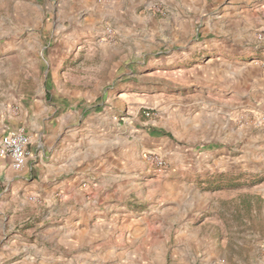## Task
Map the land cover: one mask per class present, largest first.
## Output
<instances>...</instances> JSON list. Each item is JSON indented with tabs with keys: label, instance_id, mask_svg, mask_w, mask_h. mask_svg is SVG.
Returning <instances> with one entry per match:
<instances>
[{
	"label": "rangeland",
	"instance_id": "rangeland-1",
	"mask_svg": "<svg viewBox=\"0 0 264 264\" xmlns=\"http://www.w3.org/2000/svg\"><path fill=\"white\" fill-rule=\"evenodd\" d=\"M127 1L111 13L91 6L83 44L63 45L48 27L76 22L82 14L57 16L58 0H0L1 17L16 23L28 9L43 32L28 46L24 33L0 22V137L8 129L27 132L25 126L37 133L59 124L60 132L67 110L75 114L74 134L86 129L88 135H114L119 132L86 123L113 101L123 137L134 131L132 124L159 140H175L168 149L143 150L145 164L124 201L140 225H154V251L142 248L140 263L149 256L148 264H264V128L255 123L264 115V91L242 75L247 66L264 74V0H138L131 8ZM220 40L238 54L230 74L212 77L222 62L210 46ZM195 77L202 84H191ZM232 96L235 112L223 109V98ZM223 121L233 126L227 135L235 139L234 165L247 169L208 174L210 166L207 174L185 175L175 152L189 144L178 138L224 133L214 127ZM192 122L207 124L186 126ZM149 152L164 156L168 169L151 164ZM212 161L194 163L206 168ZM0 178L3 201L13 186ZM145 243L139 237L135 245Z\"/></svg>",
	"mask_w": 264,
	"mask_h": 264
},
{
	"label": "crops",
	"instance_id": "crops-1",
	"mask_svg": "<svg viewBox=\"0 0 264 264\" xmlns=\"http://www.w3.org/2000/svg\"><path fill=\"white\" fill-rule=\"evenodd\" d=\"M58 1L57 16L71 11L75 19L82 14L76 22L48 27L52 34L56 33L54 40L63 45L83 44L88 15L92 14L91 6L102 7L111 13L122 10L126 3V0H112L100 5L96 0ZM136 2L138 0H128L127 4L131 8ZM22 15L16 23L9 16H0V22L6 28L20 30L19 34L24 33L25 45L30 46V37L41 36L43 32L41 26L32 20L28 9L24 8ZM210 49L217 52L216 58L222 62L214 67L211 76L220 77L224 72L230 74L232 60L238 53L221 40L213 42ZM249 68L247 66L242 75L248 82L259 83L264 91V74L259 67ZM197 83L202 84V80L195 77L191 84ZM231 98H223V109L228 107L235 112L232 110L237 106L236 97ZM117 116L118 110L112 101L97 116L86 120L88 125L119 132L108 136L88 135L86 129H82L81 134H74L72 121L75 114L72 110L60 116V132L57 131L59 124L55 129L37 133L25 126L31 137L26 166L16 172L8 161L0 158L2 183L13 186L10 189L12 196L0 200V264H141L139 260L145 258L141 249L148 254L154 251V225H140V219L124 207V201L132 194V186L137 180L133 177H137L140 164H145L141 160L143 150L165 149L175 140H159L153 131H144L132 124L129 129L134 131L127 138L123 137L124 125ZM206 124L192 122L186 126L196 129ZM231 124L229 121L215 123V130L224 133L211 136L189 134L178 138L189 144L188 149L175 152L177 160L184 164L181 167L185 175L207 174L210 166L214 169L208 174H231L247 169L245 165H234L235 139L227 135V131L233 129ZM64 125V128H70L69 131H64ZM201 159L203 162L213 161L212 164L206 163V168H200L194 162ZM201 184L205 185L204 182ZM124 236L128 237L129 243ZM139 237L143 242L146 240L142 246L135 245ZM209 244L216 247L217 236L216 239L211 237ZM150 260L148 256L147 263H142L148 264Z\"/></svg>",
	"mask_w": 264,
	"mask_h": 264
},
{
	"label": "built area",
	"instance_id": "built-area-1",
	"mask_svg": "<svg viewBox=\"0 0 264 264\" xmlns=\"http://www.w3.org/2000/svg\"><path fill=\"white\" fill-rule=\"evenodd\" d=\"M98 1L102 2L104 0ZM108 33L111 34L112 30L109 29ZM255 123L264 128V115L256 116ZM30 143L31 137L24 129H9L0 137V158L8 161L13 170L20 171L27 164L30 155L28 150ZM145 157L159 170L166 171L168 169L164 156L149 152L145 154ZM220 264L225 263L221 262Z\"/></svg>",
	"mask_w": 264,
	"mask_h": 264
}]
</instances>
